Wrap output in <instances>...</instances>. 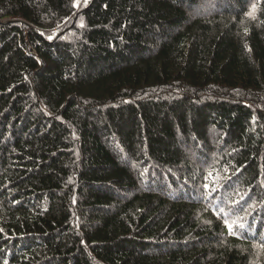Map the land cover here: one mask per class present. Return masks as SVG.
<instances>
[{
	"label": "trees",
	"instance_id": "16d2710c",
	"mask_svg": "<svg viewBox=\"0 0 264 264\" xmlns=\"http://www.w3.org/2000/svg\"><path fill=\"white\" fill-rule=\"evenodd\" d=\"M0 264H264V0H0Z\"/></svg>",
	"mask_w": 264,
	"mask_h": 264
},
{
	"label": "snow or ice",
	"instance_id": "6c2138e0",
	"mask_svg": "<svg viewBox=\"0 0 264 264\" xmlns=\"http://www.w3.org/2000/svg\"><path fill=\"white\" fill-rule=\"evenodd\" d=\"M77 3H78V0H77ZM84 3L87 4V0H84ZM81 27H83V24L80 25ZM53 37L49 36L48 39H52ZM209 177H212V173L210 172L209 173ZM209 184H205L204 185V188L207 190L209 189ZM212 191H215V189H212ZM209 194H211V192H209ZM241 199H243V197H241ZM237 203H239V201H237ZM220 212H224V209H220ZM240 219L242 218H237L236 220H233V221H229L228 219H225V226L228 228L229 230V233L230 234H233L234 231L239 228V229H244L245 228V223L243 222H239Z\"/></svg>",
	"mask_w": 264,
	"mask_h": 264
}]
</instances>
